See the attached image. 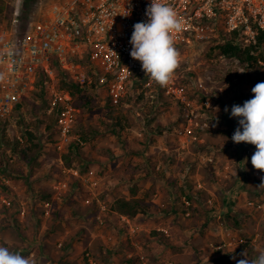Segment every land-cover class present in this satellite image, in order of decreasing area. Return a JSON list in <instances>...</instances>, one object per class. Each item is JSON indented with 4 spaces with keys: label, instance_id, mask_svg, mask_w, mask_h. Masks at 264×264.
<instances>
[{
    "label": "rangeland",
    "instance_id": "obj_1",
    "mask_svg": "<svg viewBox=\"0 0 264 264\" xmlns=\"http://www.w3.org/2000/svg\"><path fill=\"white\" fill-rule=\"evenodd\" d=\"M39 1L42 7L51 2L0 0V31L16 8L23 16L37 13ZM177 71L208 87L211 127L201 133L204 143L178 138L175 102L110 110L85 89L77 98L89 104L78 105L72 132L73 140L85 139L67 156L55 147L46 99H25L0 130V197L11 201L9 207L0 202V245L32 264H130L134 256L140 264H237L245 251L249 259L264 251V187L258 180L264 172L251 164L255 146L231 139L240 127L231 109L253 98L252 88L264 82V65L239 57L223 61L204 45L180 53ZM63 78L58 73L57 85L67 90ZM28 132L37 139L31 142ZM60 158L87 180L81 188L73 191L74 178H63ZM62 179L70 181V192L54 190ZM56 195L61 201H53ZM98 196L104 212L84 204ZM120 199L139 200L145 214L118 215L113 209ZM46 202H52L50 210Z\"/></svg>",
    "mask_w": 264,
    "mask_h": 264
},
{
    "label": "built area",
    "instance_id": "obj_2",
    "mask_svg": "<svg viewBox=\"0 0 264 264\" xmlns=\"http://www.w3.org/2000/svg\"><path fill=\"white\" fill-rule=\"evenodd\" d=\"M50 1L44 7L39 1L37 13L32 11L26 17L16 8L9 27L0 31V130L18 105L43 92L48 114L54 119L52 130L58 137L55 147L67 152L78 110L70 91L57 85L61 73L63 80L93 91L115 109L141 105L159 109L167 100L175 102L181 111L178 138L205 142L201 133L211 127L205 81L179 74L177 68L170 84L161 87L130 56L133 26L147 22L145 13L151 0ZM163 2L176 11L183 25L180 32L171 34L179 53L233 42L242 52L249 50L258 65H264V0ZM221 59L227 60L224 56ZM59 162L63 176L82 184L87 181L79 170L64 166L62 158ZM70 181L62 179L54 190L68 192ZM93 200L100 212L106 211L96 198H87L84 204L92 206ZM0 202L11 205L7 196H1ZM45 206L50 207V203ZM21 212L24 214V209ZM97 219L103 224L101 216Z\"/></svg>",
    "mask_w": 264,
    "mask_h": 264
},
{
    "label": "clouds",
    "instance_id": "obj_3",
    "mask_svg": "<svg viewBox=\"0 0 264 264\" xmlns=\"http://www.w3.org/2000/svg\"><path fill=\"white\" fill-rule=\"evenodd\" d=\"M145 15L147 16L146 23L138 22L133 26L130 56L141 63L146 76L159 86L167 87L180 64V53L174 45L171 34L180 32L183 25L176 11L163 0H151ZM251 91L253 98L245 101L243 106L234 105L231 109V116L238 118L240 125L231 139L236 144L246 143L255 146L256 151L251 157V164L254 169L264 172V82L257 83ZM225 111L228 110L225 109ZM75 182L76 186L73 191L77 189V186L81 188L80 181ZM260 187H264V179ZM96 199H99V196ZM55 200L61 201L53 196V201ZM99 201L101 202L100 199ZM85 206L95 207L97 212L99 211L94 200L92 206L86 204ZM44 207L50 210L53 207L52 202L50 207H46L45 204ZM58 245L62 246V244ZM242 255L245 258L240 259L237 264H264V251H261L255 259H249L246 251ZM0 264H32V261L0 245Z\"/></svg>",
    "mask_w": 264,
    "mask_h": 264
},
{
    "label": "trees",
    "instance_id": "obj_4",
    "mask_svg": "<svg viewBox=\"0 0 264 264\" xmlns=\"http://www.w3.org/2000/svg\"><path fill=\"white\" fill-rule=\"evenodd\" d=\"M24 15H25L24 17L27 16L26 14H24ZM213 48L217 51L219 57H221V56H224L226 58L239 57L241 59H248V60L254 59V60H256V58L250 56L249 50H246V51L242 52L237 46H235L234 44H232L230 42H227L224 45L215 46ZM61 83H64L66 85L67 90L70 91V93L74 97V102L73 103L76 106V108L78 107V105L86 107L89 104V101L88 100H84V97L77 98V95L82 93V91H83L82 88H80L76 84H72V83L66 82L65 80L63 82H61ZM36 95L44 97V93L43 92H36L35 96ZM106 105L109 107L110 110H120L121 111V109H115L114 107H111L108 104H106ZM20 107H21V105H18L16 107V110H18ZM128 108H131V107H128ZM120 111H118L117 113H120ZM50 118H51L50 124H52V126H53V123H54L53 116H51ZM117 120L120 122L119 119H117ZM118 128H119L118 131H120L121 128L120 127H118ZM28 135H29V138H30L31 142H33L34 140L37 139V137L34 134L30 133V132H28ZM83 139H85L84 135L81 136V140H83ZM80 141L79 140H72L71 143L68 146L67 153H65V154L67 156L68 155L72 156L76 152H79L80 149H81V142ZM38 147H39V145L34 142L33 148H38ZM29 150H31V147H27L26 150H22L21 151V155L24 158H26L27 154H28L27 152ZM116 204H117V206L113 210L117 211L120 215H125V216H127L129 218H134V217H136L137 214H140V213L145 214V211H146L144 209V206L142 205V203L139 200H137V199H133V200H130V201L129 200H125V199H120V200L116 201ZM139 258L140 257H136V256L131 257V259L129 260V263L130 264H140Z\"/></svg>",
    "mask_w": 264,
    "mask_h": 264
},
{
    "label": "crops",
    "instance_id": "obj_5",
    "mask_svg": "<svg viewBox=\"0 0 264 264\" xmlns=\"http://www.w3.org/2000/svg\"><path fill=\"white\" fill-rule=\"evenodd\" d=\"M59 208H60V206H59ZM115 211V210H114ZM115 212H117V211H115ZM113 213V212H112ZM118 213V212H117ZM116 214V213H115ZM118 215H119V213H118ZM122 217V216H121ZM65 231L68 233V234H70V231L69 230H67V229H65ZM51 236V235H50ZM51 238V237H50ZM58 244H61V242H59ZM97 244H93V246H96ZM132 245L134 246V244L132 243ZM110 248V247H109ZM79 260V259H78Z\"/></svg>",
    "mask_w": 264,
    "mask_h": 264
}]
</instances>
